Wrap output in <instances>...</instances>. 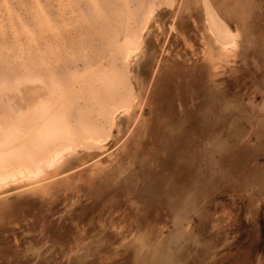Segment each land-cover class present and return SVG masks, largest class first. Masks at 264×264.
I'll return each instance as SVG.
<instances>
[{"label": "rangeland", "instance_id": "obj_1", "mask_svg": "<svg viewBox=\"0 0 264 264\" xmlns=\"http://www.w3.org/2000/svg\"><path fill=\"white\" fill-rule=\"evenodd\" d=\"M176 7L0 0V171L75 150L0 191L23 216L0 224V264H264V71L221 61L214 85L186 83ZM204 8L232 56L238 32Z\"/></svg>", "mask_w": 264, "mask_h": 264}, {"label": "crops", "instance_id": "obj_2", "mask_svg": "<svg viewBox=\"0 0 264 264\" xmlns=\"http://www.w3.org/2000/svg\"><path fill=\"white\" fill-rule=\"evenodd\" d=\"M204 3L232 31L238 32L239 40L232 56H223L219 61L207 58L212 41L204 26ZM176 5L172 21L181 46L177 59L173 61L180 64L178 71L186 83L206 88L214 85L219 78L216 71L221 61L238 62L244 69H252L257 74L264 71V0H176ZM194 52L196 56L190 57L189 54ZM169 64L165 65L160 60L157 71L154 65L153 78L163 77V70L169 68ZM8 202V197L0 198V203ZM1 214L0 211V224L3 226L23 218L18 213Z\"/></svg>", "mask_w": 264, "mask_h": 264}, {"label": "bare ground", "instance_id": "obj_3", "mask_svg": "<svg viewBox=\"0 0 264 264\" xmlns=\"http://www.w3.org/2000/svg\"><path fill=\"white\" fill-rule=\"evenodd\" d=\"M225 47L217 45L215 41H212V51H216V53L224 52ZM210 49V48H209ZM130 53V52H129ZM214 53V52H213ZM213 55V54H211ZM222 55V54H221ZM214 57H207L210 61L213 60H220L222 57H216L220 56V54L216 55L214 53ZM159 61L157 62V69H158ZM126 112H129V109L126 110ZM60 138L63 137V135H59ZM85 140L90 143V145H97L100 144V141L98 139H95L93 137H85ZM61 145H63V150L61 151H55L52 153V155H49L45 158H43L41 161L37 162L31 167H19L18 169H13L12 171H0V191L5 188L7 185H18L19 183L25 181V180H32L35 181L33 186L41 185L42 180L41 178L43 176H46L47 178H51L55 176L54 169L62 164V161L64 160V153L70 154L74 153V148L71 145H68L58 139L57 140ZM41 180V181H40ZM4 194H0V198L4 197Z\"/></svg>", "mask_w": 264, "mask_h": 264}]
</instances>
